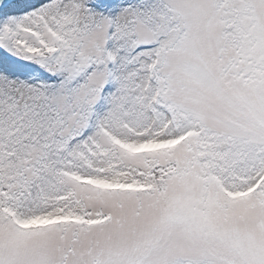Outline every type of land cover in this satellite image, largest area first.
Returning <instances> with one entry per match:
<instances>
[{
	"label": "snow or ice",
	"instance_id": "1",
	"mask_svg": "<svg viewBox=\"0 0 264 264\" xmlns=\"http://www.w3.org/2000/svg\"><path fill=\"white\" fill-rule=\"evenodd\" d=\"M0 264H264V0H0Z\"/></svg>",
	"mask_w": 264,
	"mask_h": 264
}]
</instances>
